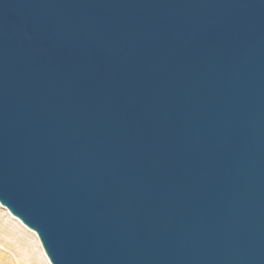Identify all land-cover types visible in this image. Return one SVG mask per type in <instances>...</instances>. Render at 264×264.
Masks as SVG:
<instances>
[{
	"label": "water",
	"instance_id": "95a60500",
	"mask_svg": "<svg viewBox=\"0 0 264 264\" xmlns=\"http://www.w3.org/2000/svg\"><path fill=\"white\" fill-rule=\"evenodd\" d=\"M0 205L51 264H264V0H0Z\"/></svg>",
	"mask_w": 264,
	"mask_h": 264
},
{
	"label": "rangeland",
	"instance_id": "374dc122",
	"mask_svg": "<svg viewBox=\"0 0 264 264\" xmlns=\"http://www.w3.org/2000/svg\"><path fill=\"white\" fill-rule=\"evenodd\" d=\"M0 205V264H44L29 232Z\"/></svg>",
	"mask_w": 264,
	"mask_h": 264
},
{
	"label": "bare ground",
	"instance_id": "6f19581e",
	"mask_svg": "<svg viewBox=\"0 0 264 264\" xmlns=\"http://www.w3.org/2000/svg\"><path fill=\"white\" fill-rule=\"evenodd\" d=\"M3 209H5L3 206H2ZM6 210V209H5ZM6 212L9 214V216L14 219L15 221H17V223H19V225L22 227V229H24L23 231H27L29 232V234L31 235L32 239L34 240L35 242V245L38 247V252H39V255L41 257V259L43 260L44 264H51L47 258V256L45 255L42 247H41V244H40V241L39 239L37 238L35 232L31 229H29L28 227H26L24 224H22L16 217H14L13 215H11L7 210Z\"/></svg>",
	"mask_w": 264,
	"mask_h": 264
}]
</instances>
